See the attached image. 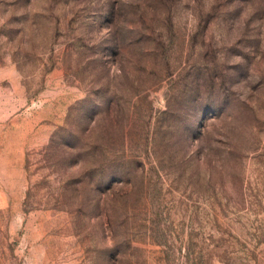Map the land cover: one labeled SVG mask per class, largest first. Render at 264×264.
<instances>
[{
    "label": "rangeland",
    "instance_id": "rangeland-1",
    "mask_svg": "<svg viewBox=\"0 0 264 264\" xmlns=\"http://www.w3.org/2000/svg\"><path fill=\"white\" fill-rule=\"evenodd\" d=\"M0 264H264V0H0Z\"/></svg>",
    "mask_w": 264,
    "mask_h": 264
}]
</instances>
